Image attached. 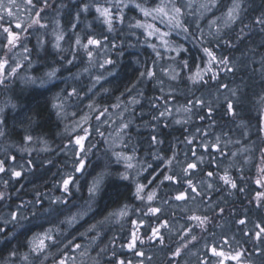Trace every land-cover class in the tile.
Masks as SVG:
<instances>
[{
    "label": "trees",
    "instance_id": "obj_1",
    "mask_svg": "<svg viewBox=\"0 0 264 264\" xmlns=\"http://www.w3.org/2000/svg\"><path fill=\"white\" fill-rule=\"evenodd\" d=\"M50 3L52 6L46 10L49 12L54 8H61L60 4H64L63 6L67 9L76 7L75 0H55V2L51 0ZM230 5L231 0H220L217 8L206 13L204 17L196 21V23H199L200 27L206 32L208 22L222 15ZM262 16H264V0H242L241 19L230 28L223 29L226 33L225 38L231 40V45L226 46L221 42L217 47L214 41L210 45L214 48L218 57H227L232 61L234 71H221L219 73V79L211 80L207 85H192L191 82L187 80V76L203 61L200 57L202 51L201 44L191 38L185 39V36L182 38L176 37L178 45H182L184 48L188 49L186 54H183L180 59H178V63L180 64L182 60L186 59L188 60L189 67L182 69L178 81L173 82L170 80L171 84H167L163 81L162 85L159 83L160 85L155 86L154 83H152L153 80L149 79L147 82H144L145 78L140 77V73L145 71V66L151 68L148 65L151 55L146 50H142L140 45L126 50L127 53L122 56L119 77L121 82H116L115 86L121 93L129 92L128 95L136 91L137 100L139 103L143 104L142 107L145 109L147 107L156 109L153 104H161L162 101L158 98L164 95L169 90V87L175 89L176 99H169L168 107L171 108L172 106L175 110L188 100H195L197 98L211 102L213 108L216 103L211 96L216 95L219 96L218 99L225 100V97L231 95L230 89L236 90L235 99L237 101L239 100V109L235 111V116L231 115L229 112H219L218 109L213 110L211 116H208L207 109L199 106L193 110L190 122L197 121L200 119V116H204V120L206 121L200 125L203 135L206 133L209 137L204 141L197 135L195 142L191 144L193 148H195L194 150L197 155H202L204 157L203 163H199L197 157H195L196 162H198V171L193 174L192 179L194 183L199 184L200 181L207 179L205 176L207 171L218 172L220 175H223V170L228 168L230 175L236 179L238 189L243 188V191L231 189L229 186L224 185L222 181L216 180L214 181L213 190H205L203 197L204 202L202 203L200 200L194 207L190 200L187 202L184 201V203H179L174 200L170 201L171 194L168 196L166 195V199L164 197L156 198L155 206L153 207L161 208V214L165 215L163 219L169 220L171 217H174V220L177 218L176 212L183 210L186 213H190L189 215H191L193 211H195L196 214L207 213V215L212 217V222L208 225V234L216 227L220 226L223 221L233 223L242 217L248 218L254 224H264V205L258 204V202L254 200L256 196L255 193L257 194L256 187L258 184L256 185L255 180L258 178L259 174L258 167L260 166L261 152H235L236 155L233 156L226 154V148L222 147L224 146L223 139L236 142L237 140H241L243 143L246 142V144L251 139L252 141H256L258 146L264 147L261 125L262 120L258 118L261 114L262 107H264V102L261 101V97H264V31L261 30V25L255 23V21ZM194 20V16L187 17V21L191 24L190 31L192 32H196L195 23H192ZM241 29H243V32H241ZM238 36L239 39H237ZM120 42H122V38ZM120 51H125V48H117L116 52L120 53ZM35 56L37 57L36 52ZM35 60H39L40 62L47 61L45 56H39L37 59L35 58ZM51 63L53 65L51 70L53 68L59 69L57 77L64 81L67 70L64 66V61L58 56L55 60H51ZM155 71L157 72L156 69ZM33 73L35 74L36 72L34 71ZM225 84L228 85L227 88L223 87ZM6 85L4 86V90L7 89ZM162 87L164 92H161ZM128 89H131V91H128ZM56 90V85L53 91L51 89L40 88L30 89L29 92L25 94L24 101H22L23 97H21L20 94L18 95L17 90H12L14 102L19 103L22 107V102L25 103L23 110L28 115L29 123L26 126L21 124L20 128L9 129L8 142L6 141L3 143L4 145L2 144L3 146H0L4 148L14 141L20 143L25 131L30 133L34 138L33 141L42 140L49 143L46 146L52 150L47 153L44 152L39 154L38 152H33L29 156H24L22 158L20 156L21 154L18 152H22L23 149L16 150V152L13 153V156H16L18 159L15 163L18 161H22L23 163V175L18 178L16 177V179H18L17 184H21L19 188L23 187L35 193L39 192L41 189H45L47 183L59 176L62 160L60 156L56 154H58L59 149L64 147L65 141L67 140L60 139L62 138L59 134L60 124L55 118L51 101H49V99L51 100V93ZM140 93H142V95H140ZM185 94L187 96H185ZM115 98L116 96H114L110 90L109 94L104 95L100 102L107 106L108 104H112ZM134 109V114L136 113L140 116L138 111H142L141 107L136 105ZM155 111L157 110H151L142 121L138 119L135 120L134 127L128 134L130 138L132 137L130 141L134 140L136 131L139 129H146L149 134L146 133L148 136L146 142L139 143L138 147L133 148L134 151L146 147L152 150L160 149L161 144L153 142L151 139L152 136H156L159 140L165 142L173 135L171 133L176 134L177 132H181L182 134L180 135H184V137L188 139L192 131H195L193 135H201L200 132H196V129L199 128L197 123H176L177 120L183 121L187 119V115L183 112H180L182 113L181 115L161 121L159 113L154 114ZM153 117L159 118L153 119ZM174 136L171 137V139H178L177 136ZM216 137L220 138V144L225 154L218 153L215 148L206 150L204 147L200 146L202 142L204 144H208L209 142L215 143ZM261 141H263V144H261ZM147 142L151 143L152 146ZM175 143L179 142L170 143L168 145V151L161 152L160 156L165 158L171 156L174 153ZM186 146L189 148L187 152H190V146L188 144ZM145 151L148 152V150L145 149L142 150V154ZM142 154L136 153L135 158H140ZM248 157H250V159L245 161ZM92 160L95 162L91 166H89L91 163L88 164L89 167L84 171V175L81 176H84L83 178L78 179L80 177H76V183L79 186V195H84L92 186L93 179L97 175L104 174L106 176L105 184L101 187L102 191L94 201L95 211H92L87 217L84 216L85 218L79 221L75 226L69 225L71 229L68 232V238L60 233L58 234L60 243H58L56 247H51L49 249V258L45 260L43 264H55V261L60 258L61 254L75 256L71 245H69L68 248H64L63 245L68 243L69 240L73 243H78L79 241L77 238L82 234H88L89 239H93L97 236V232L99 233L97 240L100 239L101 241L97 244H90L92 246L90 248V255H84L81 259L76 261L75 264H97V262L98 264H116L117 260L115 261L113 258L115 251L111 248L110 244L108 245L105 242L118 234L116 231L121 228L114 222L111 223V226L104 227L101 222L106 219L104 218V213H107V211L113 207H117V204L122 201L134 205L133 208L139 206L138 202H135L132 198V191H134L132 183L133 174L132 170L126 168V164L114 160L107 153L98 152L93 155ZM25 168H27V170ZM145 168L147 169L148 167L146 166ZM4 174L5 173L0 176L3 177ZM125 174L128 177L127 179L123 178ZM60 183L61 180H57L58 186ZM179 185L178 191L183 190L182 186H186L182 184ZM9 187L10 186L7 184H0V192L6 193L5 200L0 201V264H29V262L23 260V256L29 252V246L26 244V240L32 234L36 224L46 216V207H41L42 205L36 204L37 199L40 198V194L37 195V199L34 200V197H31L29 194L24 195L22 192L23 195H18L12 190L9 191ZM79 198L80 200L78 199L77 206L81 204V200L83 199V197ZM82 203L84 204V202ZM217 204L219 207L225 209L222 216L218 214V208L216 212H213L211 207H209H215ZM18 207L21 208L25 214L23 213L18 224L7 227V225H4L2 222L8 218V212ZM82 207L81 205L80 211L84 213ZM68 217L71 216L48 220V226L44 230L48 227H58L62 230L68 224L61 222L65 221ZM92 225H97L98 231L89 232L88 229ZM193 234L198 238L201 237L200 230H196V228H193ZM141 238L144 239V243L139 244L138 242V247H141V251L145 254L150 253L151 255L149 256L151 260L146 259L145 264H192L195 260L204 259L202 256L203 254L187 258L185 249L180 257H173L172 253L181 243L180 237L178 236L171 238L177 242L176 245L165 242L163 246L160 244L155 245V242L148 245L145 236ZM198 242V252L201 251L202 253V249L205 246L200 243L202 239ZM261 248H264V245H260L259 242H256L255 244H246L240 250H245V258H252L254 261L261 262L264 260V252H261ZM100 249H105V251L101 252ZM13 252L16 253L15 256L11 255ZM31 257L32 256H29V261ZM38 264H40V261Z\"/></svg>",
    "mask_w": 264,
    "mask_h": 264
},
{
    "label": "snow or ice",
    "instance_id": "obj_2",
    "mask_svg": "<svg viewBox=\"0 0 264 264\" xmlns=\"http://www.w3.org/2000/svg\"><path fill=\"white\" fill-rule=\"evenodd\" d=\"M55 2V0H53ZM130 3H134V0H107V3L104 5L96 4L94 5L95 11L99 14V17L102 18L103 24L107 26V31L109 33L115 31L117 24H124L125 17L123 13V9L129 7ZM220 0H159L154 7L148 8L143 6L140 3H134L135 8L139 9L142 13L144 19L136 20L135 23H130L128 25L129 28L132 29H142V35L145 36V42L149 39L158 41L157 43H150L149 46L153 49L156 54V57L163 58L164 53L159 49H163L164 52H173L175 56H170L169 59L175 61L176 57L181 56L182 53L187 52L188 49L184 48L182 45L175 44L170 37L173 32L183 33L185 39L191 38L194 41H197L201 44L203 53L207 57L205 61L204 67H196V70L187 76V80L191 82L192 85H207L211 80H218L219 73L223 72H233L234 66L232 61H230L227 57H218L215 53V50L210 45L214 41L216 46L222 42L226 46L231 45V40L226 39V33L223 29L230 28L237 21L241 19L242 12V0H231V5L226 8V11L222 13V15L211 19L207 24V31L200 27L199 23L196 21L200 20L204 17V15L212 9L217 8ZM26 10L29 13V19L27 21H22L14 12V8L18 9L19 5L17 4V0H0V36H3V41H0V49H3V54L0 55V85H3L6 80H10L12 77L16 76L18 70L24 65L19 61L15 60V50L22 49L24 61H28V66L31 67V56L32 50L27 47L25 43L27 39V35L29 34V29H46L48 25L43 22L44 17L42 13H45L47 9H49L52 5L50 0H25ZM90 10L89 5L85 4L82 8L83 12H88ZM194 16L195 20L192 23H195L196 32L190 31L191 24L187 21V17ZM77 20L79 19V14L77 15ZM164 25V28L158 27L156 22ZM14 23V28L12 24ZM256 24L261 25V30L264 31V16L258 18L255 21ZM7 24L8 26H5ZM76 25H72V29L75 30ZM15 29H19L20 31H15ZM55 35V43L52 45L56 50L65 52H70V59H67V63L71 64L77 57V51L82 49L88 59L89 63L92 64L93 59L95 57L94 50L104 49L107 50L108 46L111 45L113 48L116 47V44L109 40L107 36H103L102 39H98L93 35H89L85 40H82L78 35L75 38L74 45L76 50H72V45H70L69 49L62 48L61 42L65 40V33L62 30L59 21H56V29L53 30ZM243 32V29H241ZM135 35V33H132ZM239 39V36L237 37ZM39 47L42 49L44 47V40L38 39L37 41ZM9 53H12V56H9ZM62 60L65 59L64 56L60 57ZM13 61H15L13 63ZM114 61L110 58L105 57L103 62L98 64V67L101 69H105L106 65H113ZM96 66V65H93ZM179 67L182 69L188 68L189 63L188 60L184 59L181 61ZM58 69L53 68L51 71L46 73V76L51 80L56 77ZM85 72L88 71L87 68L84 69ZM160 71L166 75L169 80L175 82L180 78V72L176 70L174 67H169L167 70L161 68ZM109 75L113 73L109 71ZM141 78L152 79L156 78L155 71V61L151 68L145 66V71L140 73ZM207 77V79H206ZM104 77L102 75L95 76V82L99 83L101 79ZM32 83H35V78H29ZM161 85L163 84V80L158 81ZM134 87V86H133ZM223 87L227 88L228 85H223ZM107 92V89H104ZM131 91V89H128ZM231 97H236V90L230 89ZM161 92H164L163 87L161 88ZM78 92L76 88H72L71 92L67 93L65 99L70 98L72 96H78ZM142 95V93H140ZM229 97H225L227 101V111L235 116L236 112L234 110L233 99ZM56 100H59L60 103H56L53 105L54 108L57 109L58 114L63 111L64 102L61 100V97L58 95ZM160 101H163L164 110L159 112V117L164 116H172V109L168 107L169 99L175 100V89L169 87V90L162 96L158 98ZM119 101V98H117ZM261 101L264 102V97H261ZM132 104L139 103V101L133 97ZM155 108H159L158 104H153ZM206 108L208 116H211L213 108L211 106V102L205 101L204 99L197 98L195 100H188L185 104L176 108L177 112H183L187 115V119L181 121L177 120L176 123H184L187 124L190 122L193 110L197 107ZM87 107L90 110V113L95 115L96 119H100L101 117L109 114V107L112 108H121V103L112 104L110 106H97L93 101L89 103ZM129 110V105L125 104L122 111L127 112ZM134 111V109H133ZM159 117H153V119H158ZM110 118V114H109ZM118 118L121 120L120 132H124L129 128V123L124 122L123 115H119ZM205 117L200 116V119L203 120ZM92 119V115L85 114L81 117L82 123L78 124L81 128L83 134L77 135L75 137V145L77 146V151L75 155L77 157L75 164L73 165V171L65 174L62 177L61 183L59 187L62 189L64 195L70 196L72 194V189L76 188L79 190V186L76 183L75 173H83L86 168V151L85 141L88 139L90 133L88 128L84 127L89 123ZM4 120L0 118V137L5 135L3 131ZM196 132H201V129L197 128ZM103 135V133H100ZM206 135V133L204 134ZM28 142L33 141V137L28 135L25 137ZM152 141L156 144H162L163 141L159 140L156 136H152ZM196 136L193 135L191 139L186 138L184 143L191 145L195 142ZM46 143V142H45ZM204 147L206 150L209 148H215L218 153L223 154V148L220 144V138L216 137V142L208 144H204L203 142L200 145ZM226 146V145H225ZM24 151H29V149L25 148ZM191 156L197 157V161L199 163L204 162V157L198 156L194 149H190ZM117 156L118 160L126 161V168L133 169L135 165L132 161L135 159V151L133 150V155H127L124 153H114ZM233 156L236 153H232ZM184 160H180L178 158V153H173L171 156L165 158L163 156H156V159L160 160L161 163L165 165V168L162 170L163 177L160 179L159 184H164L165 182H169L171 184H182L187 185L186 188L179 191L177 195L173 197V199L177 201H196L197 198L201 199L203 203V197L205 194V190L211 191L214 189V181H222L224 185L229 186L231 189H238V185L236 183V179L230 175L229 169L225 168L223 170V175H220L218 172L207 171L205 173L206 180L200 181L199 184L193 182L192 176L194 173L198 171V162H193L188 158V153H184ZM6 159H10L15 161V156L7 157ZM6 159H0V173H4L5 171H11L12 176L20 177L22 173L20 171H16L13 169L6 168ZM250 159V158H249ZM179 166L183 175H178L174 171V167ZM147 167H152L150 164ZM147 170L146 168L144 169ZM259 176L255 180V183L264 187V153L261 154L260 157V166L258 167ZM127 179V175L124 177ZM156 177H153V180ZM7 183V182H5ZM149 184L152 183V180L148 181ZM158 187V186H157ZM146 185L143 183L137 182L136 185V196L137 199L147 202V211L145 215L151 214L159 219V213H161V208L153 207L152 202L157 197V189H151L146 195H142L145 192ZM99 190V182L94 181L92 186L89 188L90 197H94ZM239 191H243V188H239ZM6 193L0 192V201L5 200ZM257 201H264V192H258L256 194ZM57 202L66 204L67 201L62 199L61 197L56 198ZM36 204L42 205L43 200L37 199ZM211 207L213 212H216L218 208V214L223 215L225 209L223 207H219L217 204L215 207ZM187 211V210H186ZM85 213H77L71 217H68L65 221L61 223H67L68 225H72L77 222L78 216H82ZM129 214V208L125 205L122 209L110 213L109 217L106 218H115L117 222L127 216ZM10 221L8 222H17L19 223L20 218V208L12 211L10 214ZM35 215V213H34ZM26 219V217H25ZM186 220L194 221L195 223L192 227H188L186 231L180 236L181 243L172 253L173 257H180L183 250L188 248V245L193 241L197 240V236L193 234V228H199L202 232L208 231V225L212 222V217L207 214H196L195 211L191 215L186 216ZM103 223V222H101ZM238 223L240 225H246V219H239ZM169 227L168 221L163 220L158 227L151 228V235L147 237L148 241L158 242L161 246L165 244V237L161 232V229H167ZM182 228L184 226H181ZM97 225H92L88 231H96ZM244 231V229H241ZM60 233V229L58 227H48L46 230L35 233L29 241V252L23 256V260L26 262L29 261V256H34L40 259V264H43L45 260L49 258V249L51 247H56L58 243H60L58 239V234ZM246 237L253 238V243L259 242L260 245H264V224H255L252 231H244ZM214 235V234H212ZM99 237V233L97 232V236L93 239ZM235 239L234 237L232 238ZM139 244L144 243V239L140 238L136 232H132L130 235V240L127 244L129 249H133L135 254L139 257H145V253L138 248ZM69 245L73 249H82L81 256L88 255L87 249H83V246L80 243H73L71 240L68 243L64 244V248H68ZM123 247V245H122ZM205 248L210 252V258L208 260L202 261V264H212V258L216 259V264H225V261L234 260L236 264H244L242 258H245V250L233 249L232 245L229 241L228 237H221V242L205 245ZM228 248L230 251H225L224 249ZM101 252L105 251V249H100ZM261 252H264V248H261ZM15 256L16 253L13 252L11 254ZM148 260H151L150 257H147ZM55 264H75V257L70 255L61 254L60 258L55 261ZM98 264V262H97ZM119 264H132L131 261L120 260ZM139 264H144V260H140Z\"/></svg>",
    "mask_w": 264,
    "mask_h": 264
},
{
    "label": "rangeland",
    "instance_id": "obj_3",
    "mask_svg": "<svg viewBox=\"0 0 264 264\" xmlns=\"http://www.w3.org/2000/svg\"><path fill=\"white\" fill-rule=\"evenodd\" d=\"M7 1V0H5ZM20 4L19 5V10L14 11L16 12L17 16L22 20V21H27L29 19V13L26 10L25 6V0H19ZM107 3V0H86V2L78 9L75 8H65L63 5L60 4L61 10L59 12H52L49 13V11H46L45 13H42V16L44 17L43 22L48 25L46 29H29V34L27 35V39L25 43L27 44V47L32 50V56H31V67L28 66V61H24L22 59L23 57V52L22 49L19 51H16V56L15 60H19L24 67L20 68L16 74V76L12 77L8 82L6 83L8 85L7 89L13 88L15 85L20 86L22 89V94H27L30 89L33 88H40V89H47L50 86L54 84H59V87L56 91L51 93V104H52V110L54 111L56 120L60 124V136L63 139H68L71 138L70 143L68 146L63 150L60 151L62 154H65V156H68L67 160H62L64 166L61 168L64 174L70 173L73 171V168H71L68 165H71L72 162H76V155L75 152L77 150V146L75 145V137L77 135H82L83 132L81 128L78 126V124L82 123L81 117L84 116L85 114H90L92 115V119L89 121L88 124L83 125L84 127L88 128L89 130V137L85 141V148L87 147V144L94 143L93 147H97L99 142L104 143V147L107 149L111 150V152H123L122 147H124L123 143L127 144L129 141L130 144V139H128V136L125 135V132H120V125H121V120L118 118L119 115H123L124 117V122L128 123V120L126 118L129 115V112L132 111L133 108H135L136 104H132V98L133 96L129 95V101L130 103L127 104L129 105V110L127 112H123L122 109L125 104H121V108H109V114H106V116L101 117L99 120L95 118V115L90 113L89 108L87 105L89 103H92L93 101L96 103L97 106L103 105L102 102H100V97L103 94H107L108 92H105L103 89L106 86L110 85V82L107 84L109 80H111L115 76V72L111 70V65H106L105 69H101L98 67V64L103 62L105 57L111 58V55L114 53V50L119 48L123 49L125 48V51L121 53L120 58L122 60V56L127 53L126 50H130L133 47L140 45L142 50H146L151 56L156 58L154 61L156 62L159 57H156L155 52L153 49L149 46L150 43H157L159 44L158 41L149 39L147 42H145V36L142 35V29H132L129 28L128 25L130 23H135L136 20H142L144 17L142 16V13L139 11V9L135 8L134 3H140L145 7L151 8L154 7L157 3H159V0H134V3H130L129 7L123 9L125 21L124 24H117L115 31L109 33L107 31V26L103 24L102 18L99 17V14L95 11L94 5L96 4H101L104 5ZM87 4L89 5L90 10L88 12H83L82 8L83 6ZM15 9V8H14ZM55 9V8H54ZM53 9V10H54ZM67 9V11H66ZM17 10V9H15ZM56 12V13H55ZM79 14V19L77 20V15ZM59 21L60 26L62 30L65 33V40L61 42L62 48L64 49H69L70 45H72V50L75 49L74 41L76 36L78 35L82 40H85L84 33H91L93 36H95L98 39H102L103 36H107L109 40L113 41L116 44V47L113 48L111 45L108 46L107 50L100 49V50H94L95 51V57L93 59L92 64L89 63V59L86 55V53L82 50H76L78 57H76L75 61L80 62L82 66L79 67L78 73L74 75L75 77L65 79L62 81L59 79L58 76V71L56 73V77L53 79H49L46 76V73L51 71V68L53 67L51 60H55L58 56L61 57V55H64L65 59L64 61V66L65 68H68L71 64L67 63V59H70V52L65 51L61 52L56 50L52 45L55 43V35H54V29H56V21ZM75 24V30L72 29V25ZM158 27L164 28V25L160 24L158 21L156 22ZM69 32V35L71 37H67V34ZM135 33L133 35L132 33ZM83 33V34H82ZM175 33V32H173ZM177 33V32H176ZM122 38V42H120ZM3 39V36H0V41ZM38 39H43L45 44L44 47L41 49L37 43ZM172 40V38L170 37ZM173 41V40H172ZM177 43V42H176ZM175 43V44H176ZM178 45V43H177ZM1 50V49H0ZM161 52L164 53L163 57L166 58V60H170V56H175V53L173 52H164V50L161 48L159 49ZM37 53V57L42 56L46 57L45 62H40L33 54V52ZM84 58V60L82 59ZM178 57H176L177 59ZM15 61H13L14 63ZM163 63V61H159V63ZM169 64V63H167ZM44 66L41 67L40 69L38 68L37 70H34V68L38 66ZM96 65V66H93ZM143 67V65H142ZM24 68V69H23ZM60 68V67H59ZM87 68L88 71L85 72L84 69ZM21 70V71H20ZM23 70V71H22ZM36 72L35 74L33 72ZM109 71H111L113 74L109 75ZM97 75H102L104 78L101 79L99 83L95 82V76ZM29 78H35L36 82L32 83ZM85 80L90 81L89 84H86ZM149 79H144V82H147ZM150 80L153 81H158V80H163L165 83H170L169 78L166 76L165 78L161 77V75L157 74L156 72V78H152ZM69 85H68V82ZM72 88H76L78 92V96H72L70 98L65 99L67 93L71 92ZM110 90V89H109ZM61 97V100L64 102V108L63 111L58 114L57 109L53 107L54 104L60 103L59 100H56L55 98L57 96ZM136 97V96H135ZM3 102H8V99L6 98ZM1 106V105H0ZM106 106V105H103ZM171 109L173 116H178L181 115L182 113L177 112L174 107L171 106ZM2 112V108H0V114ZM168 117V116H167ZM3 119V118H2ZM131 120L129 121V127ZM262 132L264 134V114H263V119H262ZM19 126V127H18ZM21 124H18L17 127L20 128ZM199 129H201V126H199ZM195 131H192L191 136L189 139L192 138L193 134ZM100 133H103V135H100ZM201 135L196 134L195 136H200L201 139L204 141L208 139L209 135H203L202 129L200 132ZM99 136L100 140L94 142V137ZM204 136V138H203ZM4 136L0 137V146H2ZM93 138V139H92ZM49 143H45L42 140H37V141H31L28 142L25 140V147L29 149V151H23L18 152L21 155V158L24 156H29L33 152H38L39 154H42L44 152H49L52 150L51 148L47 147ZM191 149L193 148L192 145H189ZM183 145L180 146V148L175 152L178 153V158L180 160H184V153H188V158L196 162L195 157L191 156L190 152L188 151V147L185 146L182 148ZM0 159H6L7 157L13 156V153L16 152V150H10V149H2L0 147ZM125 150V149H124ZM116 159L117 156L115 155ZM15 161H17V157L15 156ZM250 157L245 159L247 161ZM15 161L6 159V164H7V169H13L17 164ZM72 161V162H71ZM121 163L126 164V161L123 160H118ZM20 162V161H18ZM144 158L141 156L139 159L133 160L132 163L135 165V167L132 170L133 174V181L135 184V187L137 185V182L143 183L146 185L145 192L142 193V195H146L151 189L156 188L157 189V197L156 198H161L164 197L165 199L167 198L166 195L170 196V201L174 200L173 197L178 194V188L179 184H171L169 182H165L164 184H159L160 179H162L163 174L162 170L165 168V165L161 163L159 160L156 161L158 165L160 166L158 170L154 171H149V168L145 171L144 168L146 167L144 165ZM71 163V164H70ZM75 164V163H74ZM66 168V169H65ZM27 170V168H25ZM178 172H176L178 175H183L181 172V169H176ZM17 171V170H16ZM23 171V170H22ZM22 173V172H21ZM77 173H75V176L77 177ZM153 177H156V179L153 180ZM152 180V183L149 184L148 181ZM158 186V187H157ZM146 204L147 202L144 201ZM179 203H184V201H177ZM26 212V211H25ZM23 210H20V218L19 222L21 220V217L23 216ZM25 214V213H24ZM27 214V212H26ZM9 221L11 219L10 215L8 216ZM10 224L16 225L18 224L17 222H9ZM77 240L83 246V249H87L88 255H90V248L92 247L90 244L87 243L89 240L88 234H82L80 235ZM128 243V238L126 242L124 243L125 246ZM122 246L123 244H119ZM139 248V247H138ZM139 250H142L140 247ZM81 251L82 249H73V254H75V262L81 259L83 256H81ZM151 256L149 254H145V257H142V260L146 262L147 257Z\"/></svg>",
    "mask_w": 264,
    "mask_h": 264
},
{
    "label": "bare ground",
    "instance_id": "obj_4",
    "mask_svg": "<svg viewBox=\"0 0 264 264\" xmlns=\"http://www.w3.org/2000/svg\"><path fill=\"white\" fill-rule=\"evenodd\" d=\"M6 2L7 1H5V3ZM85 2H86V0H75L76 7H73V8L78 9ZM17 4H20L19 0H17ZM18 10L19 9H17V10L14 9V11H18ZM60 10H61V8H56V9L50 11L49 13H52L54 11L59 12ZM14 23L15 22H13V24H12L13 28H14ZM5 26H8V25L5 24ZM15 31H20V30L19 29H15ZM84 35H86L85 39H87V37L89 35H92V34L86 32V33H84ZM67 37H71L69 35V32L67 34ZM176 37L177 38H182V37H184V34L183 33H176V32L173 33L171 38H172L174 43H176V42L178 43V41H176ZM1 41H3V39ZM19 50L20 49H16L15 53H17L16 51H19ZM116 50L117 49L114 50V53L111 55V58H110V59H112L114 61V64L111 65L110 69L115 72V76L111 80H109L107 82V84L110 82V85L104 87V89L108 90L107 94H109V92L111 90L112 94L114 96H116V98H115V100H114V102L112 104H116L118 102L121 103V104H129L130 103V101H129L130 97L128 95L129 92L121 93L118 90V88L115 86L116 82H121L119 80V77H120L121 62H122V60H121V58L119 56V55H121L122 52L120 51V53H117ZM3 51H4L3 49L0 50V55L3 54ZM33 54H35V51L33 52ZM183 54H186V52L182 53L181 56ZM9 56H12V53H9ZM181 56H179L177 59H175V61H172V60H168L167 61L166 58H164V57L163 58H159L155 62V69L157 70V74L158 75L160 74L161 77L165 78L166 75H164V73H162L160 71V69L164 68L165 70H167L169 67H174V68H176V70L178 72H181L182 70L180 69V67H179L180 64L178 63V59H180ZM77 57H78V55H77ZM200 57L203 59V61L201 63H199L197 66L204 67L207 57L203 53V50L201 51ZM82 59L84 60V58H82ZM155 59L156 58H154L153 56H151L149 58V64L148 65L150 67H152L153 62H154ZM159 61H163V63L161 62V63L158 64ZM167 63H169V64H167ZM80 66H82L81 63L74 60L71 63V65L66 70L65 79H68V78L72 79L73 77H75L74 75H76L78 73V70H79ZM41 67H44V66L43 65L42 66H38V67L34 68V70H37L38 68L40 69ZM195 70H196V68L194 69V71ZM158 81H153L152 83H154L155 86H158V85H160ZM7 82H8V80H6L3 85H0V105H1L0 108H2V112L0 114V118H3V120H4V125L2 127H3V131L5 133L4 138L2 140L3 143L8 140L9 129L12 130L14 128H17L18 124H23L24 126H26L29 123L28 115L23 110V107H24L25 103L22 102V105H23V107H22L19 103H15L14 100H13V92H12V90L15 89V90L18 91V95L20 94L21 97H23L22 101H24L25 94L24 95L22 94V90H21L22 88L20 86L18 87V86L15 85L12 89L9 88V89L4 90V86L6 85ZM85 82H86V84H89L90 81H88V80L86 81L85 80ZM55 85L57 86V89H58L59 84H54V85L50 86L47 89H51L53 91ZM68 85H69V82H68ZM6 86L8 87V85H6ZM197 90H200V89H197ZM135 92L130 94V96H133V97L137 96L135 94ZM104 95H106V94H103L100 97V99L103 98ZM185 96H187V95L185 94ZM218 97L219 96H216V95H212L211 96V98H213L215 100V103H216L215 107L213 106V110H217L218 109L219 112H225V113L228 112L227 111L226 99L225 100L218 99ZM6 98L8 99V102H3ZM117 98H119V101L117 100ZM135 98L137 99V97H135ZM229 98H232L231 95L229 96ZM232 99H233V103H234V110L236 111L237 109H239V100L237 101L235 98H232ZM49 101H51V100L49 99ZM112 104H108L107 106H110ZM137 105L140 106L141 110H142V111H138L140 113V116L138 114H136V113L134 114L135 109L133 108L134 111L132 109V111L129 112V115H131V116H128L126 118V120H128V123L131 120V123H130L131 126L125 132V135L128 136V139H130L128 134L133 129L135 120L138 119L139 121H142V119L147 116L146 114H149V112L151 110H157V111H155L154 114H157L160 111L164 110L163 101L161 102V104H159V108H156V109L149 108V107H147L145 109V108L142 107L143 104H141V103H138ZM109 108H111V107H109ZM263 114H264V107H262L261 114H260V116L258 118L262 120L263 119ZM169 118H171V116L167 117V115H166L164 117H160L161 121L168 120ZM204 121H206V120L199 119L197 121L188 122V123L189 124L197 123L198 126H201ZM20 131H22V130H20ZM168 131H171V130H168ZM146 133L149 134V132L146 129H139L138 131H136V134H135L136 137L134 136V140H131L130 144H129V141H128L127 144L123 143L124 147H122V149L124 148L125 150L123 149V152H120V153H124V154H127V155H133V152H132L133 148L134 147L135 148L138 147L139 143L144 142V141L146 142V139H148V136L146 135ZM171 134H173V135H171L169 137V139H167L165 142H163L160 145V149H158V150H152L151 148L146 147L144 149L139 148L137 151H135V155H136V153L141 155L142 154V150H145V149L148 150V152L147 151L143 152L142 157L144 158V162L143 163H144L145 166H148L149 164L152 166L150 168L148 167L149 171L158 170V168L161 165L159 166L158 163H156V161H158V159H156V156L157 155L160 156L161 152H167L168 151V145L170 143L179 142V143H175L174 152H176L180 148L181 145H183L182 148H184L187 145L186 143H184V141L186 139L184 137V135H180V134H182L181 132H177L176 134H174V133H171ZM28 135H30V133L25 131L24 134L22 135L20 143L14 141V142H11L8 146L6 145V147H4V148L1 147V148L2 149H10V150H19V149L22 150V149H25L24 148L25 147V140H26L25 137L28 136ZM151 135H152V133H151ZM174 135H176L179 140L177 138L171 139V137H173ZM176 136H174V137H176ZM262 138L264 140V134H262ZM60 139H63V138H60ZM99 140H100L99 136L94 137V142L95 141L97 142ZM70 141H71V139H67L65 141L64 147H62V149H59L58 150V154H56V155L60 156L61 160H67V158H68V156H65V154H62V152H60V151H63L68 146ZM223 142H224V146H222V147L226 148V150H227L225 152L226 154L232 155V153H235V152H261V154L264 153V149H263L264 147L263 146H258L256 141H252L251 139L249 140V142L247 144H246V142L243 143V141H241V140H237V142H236V141H228V140L223 139ZM147 143L151 145V143H149V142H147ZM261 144H263V141H261ZM103 145H104L103 142H99L97 147H93L94 143L87 144V147H86L87 151H86V154H85L86 155V168H85L84 171H86L87 167L91 166L95 162V161L92 160V158H93V155L97 154L98 152L107 153L114 160H117L116 157H115L114 152H111V150L107 149L106 147H104L105 145L104 146ZM136 159L137 158H135L134 160H136ZM74 163L75 162H72V164L70 163L71 165H68V166L73 168ZM16 164H17V166H15L14 169L17 170V171L22 172V175H23V171H22L23 170V163H22V161L16 162ZM88 164H90V165L88 166ZM63 166H64V164H63V161H62V164L60 165V174H59V176L54 178L53 181L47 183L46 188L45 189H41L37 193L31 192L28 189H24L23 187L19 188L21 184L20 183L17 184L18 179H16V177L12 176L10 170L9 171H5L4 172L5 174L3 175V177L0 176V184L1 183L7 184L8 186H10L9 187V191L12 190V191L15 192V194H18V195H23V193H24V195L29 194L31 197H34V200L37 199V195L40 194L39 195V197H40L39 199H42L43 200V204H44V205L42 204L41 207H43V206L46 207L45 208L46 216L44 217V219L40 220L39 223L36 224V226L33 228L32 234L26 240V244L28 246H29V241L32 238V236L35 233H37V232L43 231L48 226V220L56 219L58 217H65L66 218L67 216H73V215H76L77 213H81L80 210H81V205H82L83 206L82 208H83L85 214L82 215V216H78L77 222L72 224L73 226H75L76 224L79 223V221H82L85 217H87L92 211H95L94 201L100 195V193L102 191L101 187H103L104 184H105L106 176L104 174H99L93 179V182L94 181L99 182V190H98V192L96 193V195L94 197H90L89 190H87L86 194H84V195L80 194L79 195V192L76 189H72V194L70 196H67V195L63 194L62 189L57 184V180H61V178L63 176H65L64 172L61 169ZM6 167H7V164H6ZM176 169L180 170V167L179 166L174 167V171L178 172V170H176ZM2 174L3 173H0V175H2ZM77 174H78L77 176L80 177L78 179H81V178L84 177V176L81 177L82 175H84V172L82 174L81 173H77ZM258 176H259V174H258ZM5 182H7V183H5ZM132 183H133V186H134V191H132L133 192L132 193V196H133L132 198L134 199L135 202H138L139 206L136 207V208H133L134 205H131V204L125 203V201H122V202L117 204V207H113V208L109 209L107 211V213H104V218L109 217L110 213H113V212H116V211L122 209L125 205H127L128 208H129V214L127 216H125L124 218L120 219L118 222H117V220L115 218H110V219H107V220L105 219L103 221V223H102V225L104 227H109V226H111V223L114 222L115 224L119 225L120 228H121L120 230L116 231V233H118L119 235L116 234L111 239H109L108 241L105 242L108 245L110 244L111 248L115 251V255L113 256V258H114L115 261L117 260L116 264H119L120 260H124L126 262L127 261H131L132 264H139L140 260H142V257L137 256L135 254V251L133 249H129L127 247V245L125 246L124 243L126 242L127 238H128V242H129L131 233L132 232H136L137 235L140 238L145 236V240H146L148 245H151L153 242H155V245H157L159 243L155 241V238L153 239V241H148L147 237L151 235V228L158 227L159 224L163 220H166V219H163L165 217V215H162L161 213L158 214L159 215V219H157L156 216L151 215V214L145 215V213L147 211V204L144 201H142L140 199H137L136 187H135L134 181H132ZM12 187H16V188H12ZM186 187H187V185L185 187L182 186V188H186ZM256 191H257V193L258 192H264V187H261V185H257ZM255 195H256V193H255ZM57 197H61L62 199L66 200L67 203L63 204V203L57 202V200H56ZM79 197H83V199L81 201L84 202V204L81 202V204L77 206L78 199L80 200ZM200 200H201L200 198H197L196 201H191L193 207ZM254 200L256 202H258V204L264 205V201H257L256 196H255ZM155 202H156V199L152 202V206H155L154 205ZM15 210H17V209H15ZM15 210H13V211H15ZM20 210L22 211L21 208H20ZM11 212L7 213L8 216H9V214ZM176 213H177V215H176L177 218H175L174 220H173L174 217H171L172 219L170 218L169 220L167 219L169 227L167 229H161V232H162V234L165 237V242L166 243H171L172 245H176L177 242L175 240H172L171 238H175L176 236L180 237L183 234V232L186 231V229L188 227H192V225L195 223L194 221L186 220V216H188L190 213H186L184 210L183 211H178ZM203 214H207V213H203ZM203 214H201V215H203ZM241 219H246L247 220V224L246 225H240L238 223V221L233 222V223L228 222V221H223L220 226L216 227L209 234L207 233L208 231L207 232H202L199 228H196V230H200L201 237L200 238L197 237V240L193 241L192 243H190L188 245V248L185 249L187 258H190V257L192 258V257L199 256L200 254H203L202 256L204 257V259L195 260L192 264H202V261L208 260L210 258L211 254H210V252L208 251L207 248L204 247L202 249V253H201V251L198 252V244H199L198 241L201 240V239H202V242H200V243H202L205 246L206 244L212 245V244H216V243L221 242V237H228L233 249H241L246 244H253V238L246 237L245 234H244V231H252L255 224L253 222H251L248 218L242 217ZM8 221H9V218H7L2 223L4 225H7V227L13 225V224H10ZM181 226H184V227L182 228ZM70 229H71L70 226L67 225L62 230H60V234L63 235L64 237L68 238V235H69L68 232L70 231ZM241 229H244V231H241ZM97 231H98V229H97ZM212 234H214V235H212ZM0 236H1V231H0ZM233 237L235 238L234 240L232 239ZM100 241H101L100 239L97 240V238H96V239H89L87 242H88V244H92V243L93 244H97ZM121 243L123 244V247L119 245ZM224 250L226 252L230 251V249H228V248H225ZM23 251H21V252H23ZM216 259L217 258H212V264H216ZM242 260L244 261V264H264V260L261 261V262L254 261L252 258H242ZM39 261H40V259L37 258V257L32 256L30 258V262L32 264H38ZM144 264H145V262H144ZM225 264H236V261L228 260V261H225Z\"/></svg>",
    "mask_w": 264,
    "mask_h": 264
},
{
    "label": "flooded vegetation",
    "instance_id": "obj_5",
    "mask_svg": "<svg viewBox=\"0 0 264 264\" xmlns=\"http://www.w3.org/2000/svg\"><path fill=\"white\" fill-rule=\"evenodd\" d=\"M18 128V127H17Z\"/></svg>",
    "mask_w": 264,
    "mask_h": 264
}]
</instances>
